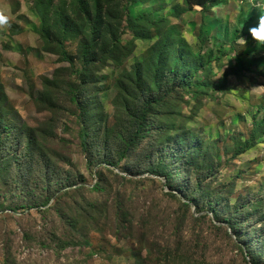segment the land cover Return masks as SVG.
<instances>
[{
    "label": "rangeland",
    "instance_id": "374dc122",
    "mask_svg": "<svg viewBox=\"0 0 264 264\" xmlns=\"http://www.w3.org/2000/svg\"><path fill=\"white\" fill-rule=\"evenodd\" d=\"M178 5L0 0V264H264V45L235 35L264 0ZM161 38L199 85L168 96L120 159Z\"/></svg>",
    "mask_w": 264,
    "mask_h": 264
},
{
    "label": "trees",
    "instance_id": "16d2710c",
    "mask_svg": "<svg viewBox=\"0 0 264 264\" xmlns=\"http://www.w3.org/2000/svg\"><path fill=\"white\" fill-rule=\"evenodd\" d=\"M50 1V0H48ZM218 2V0H184V7L181 5L177 6V9L179 10V13H186L189 10H192V7L194 5H199L201 6L202 9L207 8L210 4H215ZM127 10V17L131 23H133V26L136 29V34L138 37L143 36V29L142 23L146 18L144 16L134 18L130 15V11L126 8ZM245 34H249L248 29L240 32L239 29L235 30V35L236 37H241ZM94 40H91L90 43L86 44L85 46V65L88 66L92 62V50L94 48ZM153 49L155 50V55L154 59L156 61L157 66H154V69L150 73L151 74L152 80H151V87L146 90L147 95L145 97V100L142 101L139 97L136 98L133 101V106H129L128 110L129 113H126L127 116L129 117L130 123H132V128L133 130L131 132L130 136V143L129 145L125 146L122 149V154L119 157L120 159L124 158L126 154L133 148L135 142L139 140L145 133L149 132V125H148V119L147 116L150 114L151 116L156 114V110L162 106L163 104H166L168 101L167 98L173 93H176L179 90L183 89H188L191 88L193 85L198 86V82H192V78L194 74L197 73V71L200 69L198 65L191 66V70H189V73L181 75L180 71L177 70V64L183 56V53H180L179 55H175L171 60H169L168 55L170 53L171 46L168 44V40L165 38L159 39L153 46ZM64 57H66V52L63 51ZM257 63V62H256ZM169 64V67L167 71H163L165 67ZM173 65V66H172ZM252 63H249L245 67H242L240 69H232L231 71L225 72L220 80V82L216 83L215 87L221 88L222 83L224 80L227 79L228 76L230 75H238L242 70L244 69H249L251 68ZM161 66L164 68L161 69ZM141 71V69H139ZM143 70V69H142ZM262 75V73H260ZM166 79V80H165ZM165 80V87H166V93L164 96L160 95V91L162 89L161 84L162 81ZM205 85V84H204ZM79 96L77 94L73 95V100L79 105V109L82 112V107L80 105V101L78 100ZM79 117L82 118V113L79 114ZM155 123V121L151 122V126ZM86 136L85 130H81V136L82 140ZM2 140L1 138V131H0V141ZM85 144V140H84ZM254 146V142H245V145L237 151V154H242L249 149H251ZM173 155L176 157L177 152L174 151ZM154 167V173L157 175L163 176L166 179L171 178V172L167 169V167L163 164V162L157 163L153 165Z\"/></svg>",
    "mask_w": 264,
    "mask_h": 264
},
{
    "label": "clouds",
    "instance_id": "9594fccd",
    "mask_svg": "<svg viewBox=\"0 0 264 264\" xmlns=\"http://www.w3.org/2000/svg\"><path fill=\"white\" fill-rule=\"evenodd\" d=\"M6 22H7L6 17L2 13H0V24L6 23ZM248 31H249L251 38L258 45H264V15H260L258 17L257 24L250 27ZM241 42L243 46L247 43V41L243 37H241Z\"/></svg>",
    "mask_w": 264,
    "mask_h": 264
}]
</instances>
